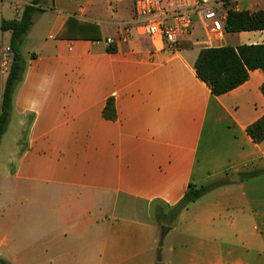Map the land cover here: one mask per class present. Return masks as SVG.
<instances>
[{
    "label": "crops",
    "instance_id": "crops-1",
    "mask_svg": "<svg viewBox=\"0 0 264 264\" xmlns=\"http://www.w3.org/2000/svg\"><path fill=\"white\" fill-rule=\"evenodd\" d=\"M231 2L264 11V0ZM30 4L0 0V24ZM37 7L0 143L1 264H264V141L247 133L264 116V73L215 96L195 69L203 48L264 44V30L225 32L211 46L192 37L172 52L142 34L130 0ZM72 18L97 25L101 40L58 38ZM11 39L0 34V54L10 48L13 62ZM109 100L115 120L104 116ZM214 183L172 226L154 216L190 184ZM163 225L177 246H163Z\"/></svg>",
    "mask_w": 264,
    "mask_h": 264
},
{
    "label": "trees",
    "instance_id": "trees-1",
    "mask_svg": "<svg viewBox=\"0 0 264 264\" xmlns=\"http://www.w3.org/2000/svg\"><path fill=\"white\" fill-rule=\"evenodd\" d=\"M40 1L31 0V4L25 8L20 21H3L0 24V34L5 31L12 32L11 48L14 53L3 91L0 78V140L6 132L14 88L23 71L19 45L32 26V16L39 10L37 6H40ZM224 1L229 3L233 0ZM72 23V26H68ZM224 29L226 33L231 34L264 30V11L251 13L232 9L228 13ZM57 37L62 39L101 40L100 30L97 25L79 23L73 18L67 24V29L63 30ZM107 51L113 53L116 48L113 45H109ZM195 69L198 78L209 86L212 94L221 96L244 84L248 80L251 71L261 70L264 73V44L241 45L237 48L231 46L203 48L196 61ZM261 91L264 95V84L261 87ZM104 116L109 120L116 119L113 100L108 101ZM247 133L255 143L263 142L264 116L250 125L247 128ZM220 185L221 183L202 186L190 184L183 199L174 208L176 214Z\"/></svg>",
    "mask_w": 264,
    "mask_h": 264
},
{
    "label": "built area",
    "instance_id": "built-area-1",
    "mask_svg": "<svg viewBox=\"0 0 264 264\" xmlns=\"http://www.w3.org/2000/svg\"><path fill=\"white\" fill-rule=\"evenodd\" d=\"M124 1V0H116ZM133 3L135 20L143 35L160 40L167 50L177 52L181 43L193 36L195 24L210 41L221 38L232 2L224 0H130ZM127 31V29H126ZM129 32L124 34V40ZM112 43V40H108ZM211 46L209 42L203 43ZM10 48L2 49L0 62L2 75L9 74L11 66Z\"/></svg>",
    "mask_w": 264,
    "mask_h": 264
},
{
    "label": "rangeland",
    "instance_id": "rangeland-1",
    "mask_svg": "<svg viewBox=\"0 0 264 264\" xmlns=\"http://www.w3.org/2000/svg\"><path fill=\"white\" fill-rule=\"evenodd\" d=\"M234 8H235V4H229L226 9L230 11V10H232ZM192 37H198L197 41L199 40V41H201V43H205V42H209L210 43L208 38L201 34V31H200V28H199V24H197V23L194 26V32H193V36ZM199 37H200V39H199ZM210 45H211V43H210ZM203 46H206V45L203 44ZM2 71L3 70H2L1 62H0V76H2V73H1ZM3 136H2V138H3ZM1 141H2V139L0 140V143H1ZM1 151L2 150H0V162H4L3 154L1 155ZM1 156H2V158H1ZM0 184H2V183H0ZM48 200L49 199H43L42 206H44V208L45 207L49 208L51 206V204H50V202ZM210 200H211V198H210V196L208 194V196H206L204 198V200H202V202H200V204H207V203L210 202ZM156 211L157 212H156V214L154 216L156 218H159L158 220L160 221L161 224H163L165 222V223H169L172 226L174 223L178 222V219L176 218L177 217L176 210H174V209L170 210V209H166V208L164 209V208H160L159 207V208H156ZM46 214L47 215H43V220H52L51 213L49 212V213H46ZM175 218H176V220H175ZM163 227L169 228L166 225H163L162 228ZM160 235H161V237L163 235L162 229L160 230ZM161 243L165 247L177 246V244H179V236H178V234H175V233H171V234L169 233V235L166 234L164 237L161 238ZM162 257H163V260H168L169 253L167 251H165L163 253Z\"/></svg>",
    "mask_w": 264,
    "mask_h": 264
},
{
    "label": "water",
    "instance_id": "water-1",
    "mask_svg": "<svg viewBox=\"0 0 264 264\" xmlns=\"http://www.w3.org/2000/svg\"><path fill=\"white\" fill-rule=\"evenodd\" d=\"M235 178L237 179V181H235ZM230 182L232 183V184H235V183H239V176H238V174H235L234 175V178H232L231 180H230ZM162 231H163V237L168 233V231H169V228H167V227H163L162 228Z\"/></svg>",
    "mask_w": 264,
    "mask_h": 264
}]
</instances>
